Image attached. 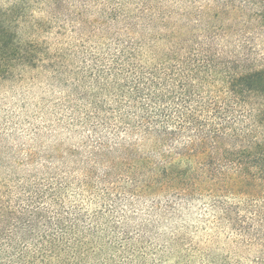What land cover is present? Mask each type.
I'll use <instances>...</instances> for the list:
<instances>
[{"label": "trees", "instance_id": "16d2710c", "mask_svg": "<svg viewBox=\"0 0 264 264\" xmlns=\"http://www.w3.org/2000/svg\"><path fill=\"white\" fill-rule=\"evenodd\" d=\"M10 91L0 264H264V0H5Z\"/></svg>", "mask_w": 264, "mask_h": 264}, {"label": "rangeland", "instance_id": "374dc122", "mask_svg": "<svg viewBox=\"0 0 264 264\" xmlns=\"http://www.w3.org/2000/svg\"><path fill=\"white\" fill-rule=\"evenodd\" d=\"M0 1H2V2H0V3H3L5 0H0ZM41 92H40V90L37 88L36 90H35V92H33V96H36L37 94H40ZM11 91L10 92H8L7 94H6V97H4L3 96V94L2 93H0V100L2 99V100H9L10 98H11ZM7 102V101H6ZM8 105H10L11 104V102H10V100L8 101V103H7Z\"/></svg>", "mask_w": 264, "mask_h": 264}]
</instances>
